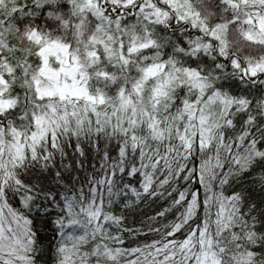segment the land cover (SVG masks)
<instances>
[{
	"label": "snow or ice",
	"instance_id": "6c2138e0",
	"mask_svg": "<svg viewBox=\"0 0 264 264\" xmlns=\"http://www.w3.org/2000/svg\"><path fill=\"white\" fill-rule=\"evenodd\" d=\"M0 264H264V0H0Z\"/></svg>",
	"mask_w": 264,
	"mask_h": 264
}]
</instances>
